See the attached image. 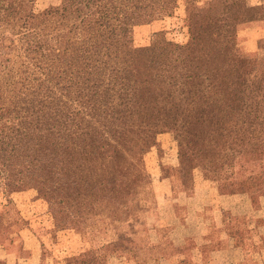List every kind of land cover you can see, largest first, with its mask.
I'll use <instances>...</instances> for the list:
<instances>
[{
  "label": "trees",
  "instance_id": "trees-1",
  "mask_svg": "<svg viewBox=\"0 0 264 264\" xmlns=\"http://www.w3.org/2000/svg\"><path fill=\"white\" fill-rule=\"evenodd\" d=\"M172 1L62 0L37 11L36 0H0V204L13 207V192L43 181L59 202L81 192L84 237L101 232L106 244L117 223H140L148 196L134 187H153L144 154L156 134L170 127L182 135L206 121V159L221 167L218 194L239 229L264 195V37L241 76L233 8L245 2L253 28L264 3L207 0L204 19L187 14L188 43L155 38L135 47L134 28ZM216 26L232 46L209 38ZM2 217L0 233L18 222L17 214L6 224Z\"/></svg>",
  "mask_w": 264,
  "mask_h": 264
},
{
  "label": "rangeland",
  "instance_id": "rangeland-1",
  "mask_svg": "<svg viewBox=\"0 0 264 264\" xmlns=\"http://www.w3.org/2000/svg\"><path fill=\"white\" fill-rule=\"evenodd\" d=\"M61 1L36 0L35 9L44 10L51 5L60 4ZM206 1L173 0L161 12L152 14L147 23L134 28L133 45L145 46L155 38L161 42L188 43L191 33L187 26V14L189 11L197 12L199 18L204 19L205 14H208ZM244 3L236 9L233 8L235 15L238 16L234 19L235 28L238 30L235 36L238 46H234L233 41L228 37L222 36L225 33V30L222 33V27L208 29L209 38L222 39L228 46L233 45L232 51L236 57L234 62L241 76H245L247 71L246 54L257 47L255 28L258 34L263 36L264 33L263 19L257 21L253 28L250 27V23L247 22L248 10ZM220 10L221 7L216 9L217 14ZM234 62L231 60V65H234ZM201 104L205 105L203 99ZM210 128L211 125L204 121L197 126L185 127L182 135L181 132L170 127H163L162 132L156 134L155 143L144 154L145 166L151 176L153 187L149 188L146 185L134 187L139 195L148 196L138 220L140 223L135 225L117 223L116 233H108L110 239L114 238L106 244L102 240L106 235L101 232L87 233V238L84 237L88 202L81 192H71L68 200L59 202L50 196L52 186L43 181L37 187L13 192L11 195L13 207L5 206L6 200L1 198L0 215L3 216V223L12 221L16 214L18 222L9 231L0 233V264H9V260L13 261V264H163V258L168 252L161 253H164L167 245L168 251L174 250L175 247L170 248L172 244L175 246V240L169 237L171 227L163 225L154 228L153 225L157 223L155 220L160 222L166 217L181 219L186 214H190L193 218L195 212L187 207L189 203L186 204L184 198L183 201L176 198L185 194L190 197L195 190L200 191L197 188L199 183L203 186L201 198L206 192L208 197L220 193L221 167L206 159L211 153L205 149L209 142ZM194 139L197 143L193 152H200L197 156L188 151ZM181 151H188L190 157L188 159L182 157ZM169 178L172 182L171 186H169ZM225 190L222 188V191ZM171 194L175 196L176 208L170 205L173 201ZM166 205L168 209L165 208ZM14 207L18 213L14 212ZM109 212L110 210L106 209V213ZM214 216L215 214L209 213L207 217L213 219ZM263 216L264 195H256L254 212L238 223L240 227L237 234L248 236L245 240L246 250L252 252L250 264H259V259L256 260L253 256H258L257 245H264V242L258 244L259 239H256L259 232L264 230ZM250 225L252 229H248ZM212 230L214 232V228ZM156 234L163 237L161 243L153 250L150 245L151 238H155ZM32 249L38 250L36 261L33 260L34 257L29 260L28 256H31ZM207 263L208 257L205 258V264Z\"/></svg>",
  "mask_w": 264,
  "mask_h": 264
},
{
  "label": "crops",
  "instance_id": "crops-1",
  "mask_svg": "<svg viewBox=\"0 0 264 264\" xmlns=\"http://www.w3.org/2000/svg\"><path fill=\"white\" fill-rule=\"evenodd\" d=\"M260 2L264 3V0ZM254 3V2H253ZM262 20V19H261ZM264 20V18H263ZM259 21V20H257ZM255 22V24L257 23ZM257 34V40L263 36ZM163 179V178H162ZM170 179V178H169ZM165 180V179H164ZM171 179L169 186H171ZM171 188V187H170ZM197 188L200 191L196 192V190L191 193L190 197L187 194L183 196H177L176 200L183 201L185 199V203H189L187 206L191 211L193 210L195 213L194 217L190 214H186L184 218H163L158 220L157 223L153 225L154 228L158 226L167 225L171 227L170 236L175 240L174 250L168 251L165 249L164 253L168 252V255H165L163 258V264H205V258L208 257L207 264H250V257L252 256L251 250L248 252L246 250V237H244L241 233L237 234V229L233 228V224L230 220V217L225 214L223 209L227 208V200L224 196H220L216 193L215 198L213 196L208 197V194L205 193L204 197L201 198L203 194V186H200V183L197 185ZM171 199V206L172 208H176L177 202L175 201V196L173 194L170 195ZM174 196V197H173ZM158 197V193H157ZM189 198V200H187ZM191 199V202H190ZM189 201V202H187ZM215 202L220 203L217 204V208L211 209V204ZM198 204V205H197ZM254 204L255 202L251 203V210L247 217L252 215L254 212ZM168 209V205L165 206ZM209 213L215 214L214 218L207 217ZM264 218V216H263ZM253 225V224H251ZM249 226L248 229H252V226ZM264 226V224H263ZM214 228V232L212 230ZM246 232L249 230L245 229ZM168 236V235H166ZM161 237L159 234L155 235V238H151V247L154 250L160 243ZM256 237V236H255ZM259 239V243L264 242V230L259 232L257 238ZM177 247V248H176ZM206 250V252H205ZM31 256H28L30 261L34 257V261L37 258L38 250L32 249ZM159 252V250H157ZM264 253V245L259 244L257 245V254L258 256H253L256 260L259 261V264H263V255ZM259 257V258H258ZM193 260V261H192ZM9 264H13V261L8 262ZM15 264V263H14ZM257 264V263H254Z\"/></svg>",
  "mask_w": 264,
  "mask_h": 264
}]
</instances>
